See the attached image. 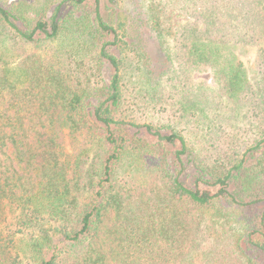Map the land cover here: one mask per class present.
I'll return each mask as SVG.
<instances>
[{
    "label": "trees",
    "instance_id": "trees-1",
    "mask_svg": "<svg viewBox=\"0 0 264 264\" xmlns=\"http://www.w3.org/2000/svg\"><path fill=\"white\" fill-rule=\"evenodd\" d=\"M50 8L0 0V264H264V0ZM146 29L177 105L131 86Z\"/></svg>",
    "mask_w": 264,
    "mask_h": 264
},
{
    "label": "rangeland",
    "instance_id": "rangeland-1",
    "mask_svg": "<svg viewBox=\"0 0 264 264\" xmlns=\"http://www.w3.org/2000/svg\"><path fill=\"white\" fill-rule=\"evenodd\" d=\"M3 1H13L14 3L22 2L26 6L30 7L33 12L44 9V18L46 20L51 19L53 16V11L49 6L53 3V0H3ZM57 2V1H56ZM67 9H63L59 14V17L66 15ZM107 16V10L105 12V18ZM66 17V16H65ZM171 22V29L173 26H178L184 22V16L173 13L168 18ZM171 29L169 31H171ZM143 42L146 45L147 49V59L146 63L143 65L140 74L136 77V82L131 85L136 89L142 87H148L149 85L159 86V95L156 98L155 102L161 104L166 103L168 106L172 104H179L184 98V85L177 84L176 81L169 79L170 75L175 70L174 63L169 59V42L170 37L165 36L166 42L159 40L157 35L148 29L142 32ZM167 44V45H166ZM37 51V50H32ZM242 59L248 73L249 77L254 75V54L251 52L242 54ZM107 71L103 72V77L108 76ZM176 85L179 87L176 88ZM194 90L199 89L200 87L210 86L212 88L216 87V83L212 77V72L210 70H196L192 73V78L190 84ZM171 93V96H167ZM164 97V98H163ZM163 98V99H162ZM162 99V100H161ZM176 107L172 108V111ZM65 147L67 151L71 150V141L66 131L65 137ZM172 149V148H170ZM22 245V244H21Z\"/></svg>",
    "mask_w": 264,
    "mask_h": 264
}]
</instances>
